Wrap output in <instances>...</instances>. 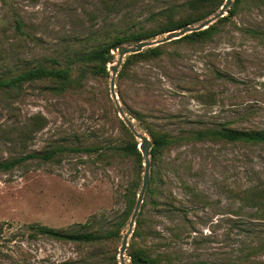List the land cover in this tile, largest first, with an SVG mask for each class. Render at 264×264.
Segmentation results:
<instances>
[{"label": "rangeland", "instance_id": "1", "mask_svg": "<svg viewBox=\"0 0 264 264\" xmlns=\"http://www.w3.org/2000/svg\"><path fill=\"white\" fill-rule=\"evenodd\" d=\"M184 1L0 0V76L36 65L67 66L116 35L153 25L166 7ZM245 28L264 32V0H243L209 41L167 44L159 58L134 66L123 86L128 106L142 112L152 130L180 137L153 164L158 182L151 186L158 189L144 195L140 238L153 251L172 254L173 264H264V207L249 194L239 195L264 186V146L182 137L225 122L264 129V33ZM81 66L73 61L72 75ZM108 71L107 84L85 73L80 89L64 96L39 82L0 93V159L57 144L122 143ZM34 115L45 124L22 141L15 128ZM131 168L128 158L107 165L72 153L0 171V264H110L122 237L104 244L63 242L28 236L24 225L72 231L89 222V230L109 229L126 206ZM169 196L181 207L174 214L153 203Z\"/></svg>", "mask_w": 264, "mask_h": 264}, {"label": "trees", "instance_id": "2", "mask_svg": "<svg viewBox=\"0 0 264 264\" xmlns=\"http://www.w3.org/2000/svg\"><path fill=\"white\" fill-rule=\"evenodd\" d=\"M243 0H233L232 4L227 9V14L218 18L208 27L187 33L179 38L161 43L155 46L147 47L140 52L129 54L120 64L116 77V90L122 108L127 116H131L138 120L141 125L147 130L152 147L150 150L151 159V176L150 182L145 194L153 195L158 189V186L152 187L151 184L157 181L153 164H156L161 157L163 151L176 141L178 136H172L167 132L154 131L147 124L145 115L130 108L124 98L123 86L125 81L130 76L134 66L141 62H147L159 58L163 54V48L170 43H184L186 45H194L204 43L212 39L220 27L231 20L234 14L237 13ZM224 0H185L180 6L170 5L166 7L159 15L155 17L153 25L147 28L129 31L122 35H116L111 41L103 42L87 52L76 55L75 59H71V63L67 66L49 67L45 65H36L15 75L0 76V93L13 94L16 93L27 82H39L43 89L55 96H64L67 94L76 93L81 87V80L85 73L105 81L109 78L110 72L107 67L115 61L111 48L118 44L133 43L140 40L153 39L160 34H164L169 30L180 29L186 25L195 24L201 20L207 19L214 14ZM244 31L255 34L264 33L256 29L245 28ZM73 61L82 64L81 71L78 75H72ZM111 106L114 109V118L122 130V143L117 145H107L106 143H92L86 145H68L57 144L49 146L47 149L28 152L19 156H12L5 159H0V171H10L16 167L25 165L33 159H41L43 161L56 160L60 161L64 155L72 153H80L93 155L94 161L103 162L107 165L113 163L115 158L124 157L130 159L132 163L131 173L132 179L126 190V206L119 219L107 230L96 232L89 230V222L77 224V230H62L60 228L48 226L38 222H32L24 225V229L28 232V236H43L57 241L76 242L82 244H104L107 241L118 240L122 237L121 232L127 227L131 213L133 211L137 194L140 190L141 179L143 173V158L138 149L139 140L135 138L130 129L127 127L124 120L119 116L117 107L115 106L110 91L108 93ZM45 118L41 115H34L28 123H24L19 128H15L16 135L22 141H26L31 137L35 130L40 129L45 124ZM194 141H223L229 144H240L244 146H264V129L260 127H236L229 122L222 123L219 127H208L189 132L188 135L182 136ZM24 146V144H23ZM158 173V172H157ZM155 174V176H154ZM161 181L160 178H158ZM249 194L255 199H258L260 206L264 207V186L248 187L239 193V195ZM175 197L169 196L163 202L153 201L160 209L165 210L170 214H174L181 209L174 202ZM146 205L143 200L140 211L135 220V225L131 233L130 242L128 245L126 257L129 264H173L172 254L165 251H153V249L143 244L140 241L144 235L145 219L142 217V209ZM23 227V226H22ZM174 230V229H173ZM9 264V263H6ZM109 264V263H108ZM110 264H119L117 261V252L111 256Z\"/></svg>", "mask_w": 264, "mask_h": 264}, {"label": "water", "instance_id": "3", "mask_svg": "<svg viewBox=\"0 0 264 264\" xmlns=\"http://www.w3.org/2000/svg\"><path fill=\"white\" fill-rule=\"evenodd\" d=\"M232 1L233 0H224V3L220 6L217 12H215L210 17H208L207 19L203 20L200 23L186 25L180 29L169 30L164 33L163 37H160V38H156L157 37L156 36L153 39L140 40L138 42H133V43L118 44L111 48V52L113 51L112 53L113 54L115 53L117 55V58L112 64L108 65V70L111 71V77H110V82H109L110 96L115 106L117 107L119 116L124 120L127 127L130 129V131L135 136V138L139 140L138 149L143 158V173H142L140 190L137 194L136 202H135L133 211L131 213L130 219L128 221L127 227L123 230V235H122L119 247H118L117 259H118L119 264H129V262L125 260V255H126V250L129 245L128 243L129 236L131 235L133 231L135 220L140 211V207L143 202L145 192L150 182V176H151L150 174L151 173L150 171V168H151L150 150H151L153 143L150 137L145 132H139L135 129L133 124L128 119L127 114L124 112V110L120 106L117 93L115 91V77H116L118 68L120 64L122 63L123 58L126 55L140 52L144 48L155 46L161 43H165L173 39L179 38L192 31H198V30L208 27V25L212 24L218 18L225 15Z\"/></svg>", "mask_w": 264, "mask_h": 264}]
</instances>
